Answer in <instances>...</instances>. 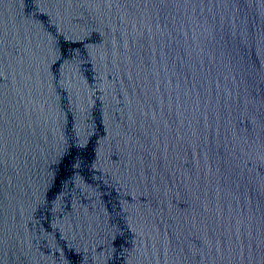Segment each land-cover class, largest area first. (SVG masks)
<instances>
[{
	"label": "water",
	"instance_id": "water-1",
	"mask_svg": "<svg viewBox=\"0 0 264 264\" xmlns=\"http://www.w3.org/2000/svg\"><path fill=\"white\" fill-rule=\"evenodd\" d=\"M0 264H264V0H0Z\"/></svg>",
	"mask_w": 264,
	"mask_h": 264
}]
</instances>
